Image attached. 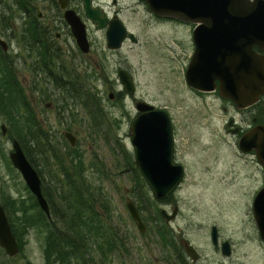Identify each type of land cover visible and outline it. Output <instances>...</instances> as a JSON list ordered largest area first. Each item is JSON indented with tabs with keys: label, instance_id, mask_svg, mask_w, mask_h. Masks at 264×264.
Segmentation results:
<instances>
[{
	"label": "rangeland",
	"instance_id": "rangeland-1",
	"mask_svg": "<svg viewBox=\"0 0 264 264\" xmlns=\"http://www.w3.org/2000/svg\"><path fill=\"white\" fill-rule=\"evenodd\" d=\"M137 1L132 0L131 6L127 5V0L119 1L112 8L113 11L121 9L122 18L137 36V43L127 41L120 50H109L105 31L89 25V38L93 44L89 54L77 57L67 53V66L80 73L86 92L89 91L100 101L104 117L100 118L98 125L91 122L90 110L80 103L76 104L73 97H68L69 104L65 111L60 108L65 106L63 95L57 93L54 84L43 72L36 71V57H32L22 41L23 23L16 9L12 13L13 25L8 30L1 27L9 43L5 57L17 74L42 126V140L39 144L34 140L30 150L34 167L43 185L48 188L46 192L52 193L58 201L56 195L68 187L65 173L52 156L54 150H47L45 143H49L50 139V144L74 166L75 157L72 158L73 153L69 155L73 149L63 138V133L70 128L78 135L76 151L81 154L84 165V178L78 176L80 184L84 182V187L91 185L109 201L107 217L103 206L99 210L115 230L119 245H123L107 259L97 246L92 247V258L88 264H164V238L158 231H164L161 209L165 207V199H156L137 173L129 169L130 122L137 111L134 97L167 108L177 124L181 151L179 157L187 160L188 172L172 202L179 206L178 224L184 227L190 239L196 233L194 227L199 214H233L243 219V224L248 225L247 229L250 230L252 222H248V219L252 213V198L264 180L259 177L251 184L246 182L256 169L255 159L238 154V137L227 132L228 124H233L231 118L239 125L251 124L254 117L263 123L264 102L244 112L218 95L211 94L204 98L193 93L184 71L192 54L189 27L183 31L179 29V39L169 31L166 35L143 3ZM158 33H162L164 39ZM177 54L181 58L177 59ZM59 63L57 61L54 69H58ZM118 68H125L133 76L136 85L134 95L123 90ZM110 93L114 94L113 99H110ZM10 119V115L0 111V203L7 204L6 197L11 198L7 214L13 224L12 229L21 237L22 247L19 254L13 257L0 247V264H45L46 227L39 224L42 209L10 160L12 142L14 139L19 140ZM2 124L7 126L5 135L1 130ZM203 178H207L208 182L201 183ZM204 183L210 186L206 188L202 185ZM217 187L227 191L226 196L220 197L221 200L213 193ZM137 193L141 194V214L147 225L144 233L137 228L127 207L128 199L138 203ZM12 201H16L15 206ZM50 205L53 206L52 201ZM246 252L243 258L247 263L258 264L263 261L264 250L256 244ZM72 264H79L78 259L74 258Z\"/></svg>",
	"mask_w": 264,
	"mask_h": 264
},
{
	"label": "water",
	"instance_id": "water-1",
	"mask_svg": "<svg viewBox=\"0 0 264 264\" xmlns=\"http://www.w3.org/2000/svg\"><path fill=\"white\" fill-rule=\"evenodd\" d=\"M87 16L97 29L106 26L104 13L91 7V0H84ZM150 9L162 16H175L187 22L199 23L195 30L197 49L187 68L189 86L198 90H214L216 80L225 98L233 99L238 108H247L259 101L264 94V55L259 56L253 45L264 49V0H146ZM68 21L73 27L78 43L84 52L90 51L85 25L73 12H67ZM127 36L122 21L115 19L107 31L109 47L118 49ZM134 41V34H129ZM0 44L7 50L6 42L0 38ZM248 49L241 56V48ZM119 79L124 90L134 94L136 86L133 77L120 70ZM110 98L114 94L110 93ZM137 109L141 112L131 125V141L136 146V160L141 174L150 187L154 197L164 200L180 185L184 171L174 166L172 159V129L169 114L165 110H156L147 102L140 101ZM232 123V122H231ZM3 134L7 126L1 125ZM236 132V131H233ZM71 144L75 136L66 134ZM10 158L14 166L23 175L28 187L37 197L40 207L51 218L49 203L45 198L41 179L28 160L20 142L13 140ZM244 151L256 150L258 159L264 165V124L245 133L240 140ZM140 232L147 225L133 201L127 203ZM260 237L264 240V187L257 194L253 205ZM176 213V210L174 211ZM167 211L161 210L162 217ZM0 246L13 257L19 253V244L15 237L4 206L0 203ZM188 253L196 256L195 248L187 243Z\"/></svg>",
	"mask_w": 264,
	"mask_h": 264
},
{
	"label": "flooded vegetation",
	"instance_id": "flooded-vegetation-1",
	"mask_svg": "<svg viewBox=\"0 0 264 264\" xmlns=\"http://www.w3.org/2000/svg\"><path fill=\"white\" fill-rule=\"evenodd\" d=\"M119 1L126 0H112V2H108L107 0H91V7L99 10L104 13L106 16V26L101 31H105L106 33V44L109 50L115 51L120 50L123 45L127 41H132L133 43H137V36L133 31L130 30L128 25L125 23L124 19L121 16V9L112 10L113 7H116L119 4ZM127 5L131 6L130 3L132 0H127ZM143 3L144 7L147 9L152 19L158 24L160 30L165 31L166 35L168 31L170 34H175V38H177L179 29L183 31L186 27H189L192 50L189 62L197 49V43L195 41V30L199 23L187 22L175 16H162L155 13L150 9V6L146 0H138L137 3ZM15 9L19 12L20 22L23 23L22 28V41L25 42V48L28 49V52L36 57V71L43 72V74L49 79L51 84H54V88L57 90L59 95H63L65 106H60L64 111L67 109L68 97L72 98V90L68 89V85L70 86L71 82L74 81V76L76 77V82L78 83V88H85V84L81 83V75L80 73L73 68H69L67 66V53H70L73 56L77 57H86L85 54H89L92 50V42L90 41V27L92 25L94 28L93 21L87 16V10L84 0H0V38H2L7 44V50L2 47L4 53L6 54L9 49V43L5 40L4 32L1 31V27L8 30V28L13 25V14ZM73 12L77 15L81 22L85 25L87 36L90 43V51L85 53L81 46L78 43V39L74 33L73 27L68 21L66 16L67 12ZM10 13V14H8ZM115 19H119L122 21L124 26L127 29V36L124 39L121 48L114 49L109 47V43L107 40V31L111 26V22ZM91 23V24H90ZM163 25H169L168 27ZM134 34V41L129 37V34ZM164 39L162 33H158ZM179 39V38H177ZM75 50V51H74ZM253 50L259 56L264 55V49L259 45H253ZM248 49L242 47L240 53L237 56H241L244 52H247ZM75 52V53H74ZM177 59L181 58L180 54H177ZM84 59V58H83ZM85 60V59H84ZM181 60V59H180ZM57 61H60L58 69H54ZM53 62H55L53 64ZM188 62V64H189ZM187 65H185L184 71L186 74ZM126 70L125 68H118L117 73L119 77L120 70ZM127 71V70H126ZM220 81L216 80V88L214 90H198L190 87V90L200 97H208L211 94L218 95L224 100H228L232 103V105L238 109L239 111L248 112L255 108L256 106L261 105L264 102V94L260 95L259 101L247 108H238L236 102L233 99L225 98L221 94V90L219 88ZM66 93V95L64 94ZM136 112L131 119L130 122V134L129 141L131 146V163L129 165V169L131 172L140 171V168L137 164L136 160V146L131 141V137L133 136V131L131 130V125L133 121L136 119L141 112L137 109V104L140 101H145L153 106L155 109H165L169 115L171 120V129H172V159L174 166H181L184 171V177L181 181L183 184L185 181V175L188 172V163L187 160H181L179 157L180 151V143L178 138V129L177 124L174 121V118L171 116L170 111L165 107H159L156 104L148 102L143 99H136ZM34 110V109H33ZM35 113V112H34ZM36 117V121L39 120ZM233 124L227 127V132L232 134L233 137H238L237 144L239 147V153L242 156H251L255 159L256 169L251 172L252 177L248 176L246 182L251 184L256 179L263 178L264 179V165L258 159V155L256 150L244 151L240 147V140L242 136L253 128L264 124V122L259 123L257 117H254L253 122L249 125H239L233 118H231ZM40 121V120H39ZM236 131V132H233ZM70 132L75 136V144L72 145L70 140L67 138L66 134ZM241 133V134H240ZM63 138L70 148L76 151V145L78 143V135L75 131L66 130L63 133ZM223 137V135H220ZM58 152V151H56ZM59 153V152H58ZM55 154V153H54ZM52 155L55 157L56 163L59 165L60 158L55 154ZM62 157L61 159L65 161V168L61 166V171L64 173H72L74 172V166H71L70 162H67L65 156L59 153ZM76 163L78 160H75ZM84 169V165L82 166ZM248 172L246 173V175ZM245 175V176H246ZM208 182L207 178H203L202 182ZM181 184L175 189L173 193L170 194L168 198L164 200L165 209L167 214L163 217L164 222V264H250L245 261L243 256L247 255V250L252 248L254 244H256L259 248L264 250V240L260 237V231L258 224L256 222V217L253 209L254 201L259 193V191L264 187V180L262 184L258 187L255 195L252 198L251 203V216L248 219V222H252L251 229H247L248 225L243 224L244 220L236 218L233 214H199L196 217L198 218L195 223L193 239H190L186 234V230L184 227L178 224L179 220V206L177 204H173L172 199H174V194L176 190L181 186ZM148 186V184L146 183ZM206 188L209 187V183L202 184ZM43 187L46 189L43 185ZM149 187V186H148ZM243 187V186H242ZM241 187V188H242ZM212 191V189H211ZM214 195L219 197L221 200L222 197L226 196L227 191H224L222 187H217L213 189ZM46 196V195H45ZM221 197V198H220ZM47 198V197H46ZM129 200V199H128ZM50 204V202H49ZM136 206L140 213H143V210L139 208L136 203ZM51 207V205H50ZM129 210V209H128ZM176 210V213L174 211ZM142 216V214H141ZM143 218V217H142ZM187 243L192 245L196 250V256L188 253ZM250 247V248H249ZM256 248V247H254ZM210 254V255H208ZM261 262L258 264H264V255L262 257ZM257 264V263H251Z\"/></svg>",
	"mask_w": 264,
	"mask_h": 264
},
{
	"label": "trees",
	"instance_id": "trees-1",
	"mask_svg": "<svg viewBox=\"0 0 264 264\" xmlns=\"http://www.w3.org/2000/svg\"><path fill=\"white\" fill-rule=\"evenodd\" d=\"M55 62H53L54 64ZM0 111L12 117L10 124L16 130L19 142L31 161L34 163L33 155L31 154L30 144H39L42 140V129L39 120L36 121L34 110L29 102L23 87L17 79V74L12 70L11 63L5 57V53L0 46ZM68 89L72 90V97L76 100L75 103H80L82 106L90 110V120L94 125L100 123V118L104 117L103 109L100 101L87 90V88H78L76 77L71 82ZM49 143H45L46 149L53 151L60 158V165L65 167V161L61 159V155L56 152L57 148L52 146L50 139ZM52 146V147H50ZM36 151V150H35ZM75 157L79 162L73 164L75 169L72 173H65V181L68 184L64 192L57 194L55 199L52 193L46 192L48 188L43 187V192L48 196L49 202L52 201L51 214L49 219L46 214L41 211L40 226H45V264H72L74 258L78 259L79 264H88L92 258V247H98L100 252L107 258H110L116 250L120 247L117 234L115 230L109 225L106 217L108 216L110 206L109 201L103 198V195L98 194L91 185L84 187V182L80 184L78 176L84 178L83 167L81 161V154L77 151L71 150L69 155ZM54 154V155H55ZM34 165V164H33ZM137 176L140 177L144 186L146 182L141 173L136 171ZM145 188V187H144ZM35 197V196H34ZM8 203H4L6 210L10 211L11 198L6 197ZM36 199V197H35ZM138 206L140 209L141 194L137 193ZM37 201V199H36ZM13 206L16 201H12ZM25 203V201H22ZM59 202V204H58ZM38 203V202H37ZM103 206L106 217L101 213L99 207ZM27 217L26 211L21 209ZM11 216V214H10ZM13 216V214H12ZM25 217V218H26ZM15 219V217L13 216ZM29 219V218H28ZM12 224V223H11ZM13 226V224H12ZM16 235L20 248L21 237L17 231L13 229ZM158 233L164 238L163 229ZM103 239V240H102ZM121 242V239H120ZM123 245V244H122ZM109 255V256H108Z\"/></svg>",
	"mask_w": 264,
	"mask_h": 264
}]
</instances>
